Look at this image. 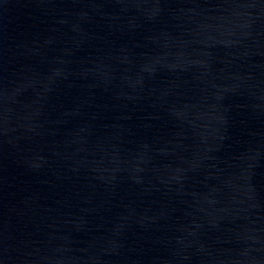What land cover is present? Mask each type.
I'll return each instance as SVG.
<instances>
[{
	"label": "water",
	"instance_id": "obj_1",
	"mask_svg": "<svg viewBox=\"0 0 264 264\" xmlns=\"http://www.w3.org/2000/svg\"><path fill=\"white\" fill-rule=\"evenodd\" d=\"M0 264H264V0H0Z\"/></svg>",
	"mask_w": 264,
	"mask_h": 264
}]
</instances>
